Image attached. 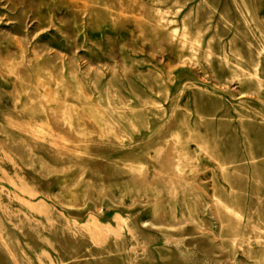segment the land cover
I'll return each instance as SVG.
<instances>
[{"label":"rangeland","instance_id":"rangeland-1","mask_svg":"<svg viewBox=\"0 0 264 264\" xmlns=\"http://www.w3.org/2000/svg\"><path fill=\"white\" fill-rule=\"evenodd\" d=\"M0 150V264H264V0H0Z\"/></svg>","mask_w":264,"mask_h":264},{"label":"bare ground","instance_id":"bare-ground-1","mask_svg":"<svg viewBox=\"0 0 264 264\" xmlns=\"http://www.w3.org/2000/svg\"><path fill=\"white\" fill-rule=\"evenodd\" d=\"M2 145V144H1ZM6 146V145H5ZM1 151V150H0ZM8 155V154H7ZM3 157V156H2ZM167 157H170L169 155L167 156ZM5 158V157H4ZM171 158V157H170ZM7 159V158H6ZM5 160V159H4ZM11 162H12V159H11ZM17 164V163H16ZM168 164V163H167ZM166 164V165H167ZM169 166V165H168ZM172 167H170V169H171ZM9 180H11L10 178H9ZM22 188V191L23 192H27L26 191V189H25V186H23V187H21ZM30 194H32V196H37L36 195V192L34 191H32ZM30 198H33V197H30ZM19 199V198H18ZM22 199H23V197H22ZM23 200H25V198L23 199ZM23 200H21V201H23ZM24 203V202H23ZM25 203L26 204H28V206H31V207H35L36 208V210L38 209L37 207L39 206V204H37V203H33V202H31V201H27V200H25ZM25 204V205H26ZM40 205L42 206V208L45 210L46 209V211L47 210H49V205L46 203V202H44V201H41L40 202ZM37 206V207H36ZM41 208V209H42ZM42 209V210H43ZM38 211V210H37ZM116 218H117V216H116ZM119 218V217H118ZM91 219V218H90ZM89 219V220H90ZM86 226H90V227H92V230L93 231H90L91 232V234L92 233H97V234H100L101 232H103L105 229H107L108 227H105L104 225H102L101 223H99V221H97L95 218H92V220L90 221V222H88V224L86 225ZM87 228V227H86ZM86 231H88V230H86ZM101 231V232H100ZM99 232V233H98ZM94 235V234H93Z\"/></svg>","mask_w":264,"mask_h":264}]
</instances>
